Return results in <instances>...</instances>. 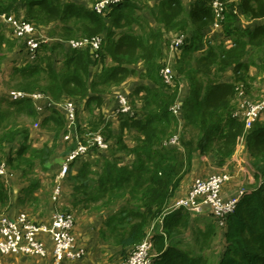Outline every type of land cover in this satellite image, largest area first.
I'll return each mask as SVG.
<instances>
[{"label": "trees", "instance_id": "16d2710c", "mask_svg": "<svg viewBox=\"0 0 264 264\" xmlns=\"http://www.w3.org/2000/svg\"><path fill=\"white\" fill-rule=\"evenodd\" d=\"M90 1L91 5L85 0H0V14L32 23L49 38L31 57L24 39L19 37V43L18 37L7 35L14 34L13 29L0 23V49L25 60L13 63L8 85L27 94L19 98L10 92L0 95V167L4 164L6 169L0 174V211L11 207L5 180L8 172L27 176L38 165L44 171L50 166L56 141L36 149L30 143V128L23 123L27 118L39 119L37 102L30 95L40 92L47 97L44 106L50 110L46 114L44 109L40 125L55 132L54 138L66 135L68 118L52 104L73 101L81 140L88 143L99 134L107 143L106 148L95 143L69 163L62 183L68 180L71 191L56 202L65 212L82 207L103 219L100 234L122 248L121 260L154 225L151 264H209L206 251L217 249V236L221 251L211 264H264V110L248 130L245 119L235 115L239 89L252 103L264 100V75L250 74L257 56L264 71V24L252 30L226 26L234 40L227 45L212 42L204 34L216 21L210 0H194L188 12L184 0H159L150 8L157 27L138 13V4L144 0H122L102 12L93 8L98 0ZM240 7L249 18H264V0H241ZM189 31L194 38L175 51L173 78L166 83L161 72L171 40L166 34L185 36ZM82 37H100V48L92 52L89 47L69 45L70 40ZM4 58L1 54L0 61ZM140 61L143 70L138 72L132 64ZM96 66L100 71H93ZM131 75L150 80L154 86L133 89L131 108L120 114L115 131L94 108L103 102V94ZM184 86L187 93L182 95ZM256 86L258 93L254 94ZM83 101L85 110L91 111L84 124L80 121ZM175 135L180 145L168 146ZM242 140L258 185L245 192L224 225L209 214H193L184 208L168 211L196 155L215 154L224 161ZM71 145L68 154L76 142ZM77 162L81 164L74 172ZM39 185L34 178L23 192L29 195Z\"/></svg>", "mask_w": 264, "mask_h": 264}, {"label": "built area", "instance_id": "2783aa9c", "mask_svg": "<svg viewBox=\"0 0 264 264\" xmlns=\"http://www.w3.org/2000/svg\"><path fill=\"white\" fill-rule=\"evenodd\" d=\"M122 0H98L94 3L93 8L97 12H102L111 4L121 2ZM210 5L214 9L216 21L214 25L221 27V22L225 18V6L221 0H210ZM9 25L17 37H21L27 44L28 50L31 52V57H34L36 50L40 43L48 41L49 38L29 22L18 20L14 15L0 14V23ZM102 39L95 38H81L69 41L72 48L84 49L91 48L92 52L97 51L101 46ZM185 42L184 35H178L171 40V48L173 50L179 49ZM162 76L166 83H170L173 78V69L170 65H166L162 69ZM13 98L27 96L22 91L13 90L10 92ZM239 107L235 111L236 116H241L245 119L246 129L252 127L253 123L258 119L264 110V100L252 103L244 94V91L239 89ZM32 99L37 102V109L40 114L45 109L42 101L46 100L43 93L36 92L30 95ZM41 104H40V103ZM124 111H129L130 108L126 104L124 97H121ZM49 104V103H48ZM180 104L175 105V112H179ZM68 118L67 133L64 139L69 142H76V147L69 154L67 160L62 165L59 173V178L62 179L68 173L69 163L86 154L90 146L97 143L102 148L107 147V143L99 134L92 136L85 143L76 129V106L73 101H68L62 105ZM39 127L40 120L36 123ZM168 145L179 146V136L175 135L168 142ZM6 173L5 166L0 167V174ZM232 175L230 173H212L208 177L196 178L188 193L176 199L168 208V211H173L178 208H184L193 214H209L212 215L219 225H224L227 216L234 212L238 202L248 190L241 187L238 191L230 196L223 194L224 185L230 181ZM60 183L55 188L53 199L58 201L60 195ZM162 223V219L159 221ZM75 218L72 213L65 211H55L47 223H37L26 213H20L16 218H11L7 215L0 214V264H3L1 258L8 255H33L39 257H46L50 253L54 258L56 264L65 263L82 257L83 250L77 249V239L74 235ZM154 225L150 229L147 237L139 243L130 252L126 259L120 260L116 264H151L152 251L154 242L152 239V231ZM162 231V226L160 227ZM51 245V251L49 250Z\"/></svg>", "mask_w": 264, "mask_h": 264}, {"label": "crops", "instance_id": "0c3cea01", "mask_svg": "<svg viewBox=\"0 0 264 264\" xmlns=\"http://www.w3.org/2000/svg\"><path fill=\"white\" fill-rule=\"evenodd\" d=\"M158 1L159 0H156V1L147 0V2H146L144 0L138 4V6L140 8V9H138V13L140 15L146 17L150 21V24L155 26V27L158 26V23L151 17L150 8L153 7L155 5V3ZM85 2H87L89 5H91L92 1L85 0ZM193 2H194V0H184L187 12L190 10ZM228 2H226L225 18L224 19H226V13L227 14L230 13L233 17H235L234 18L235 25H233V29H235V30H243V29L252 30L256 26L264 24V18L253 19V18H249L248 16H246L244 14L242 8L240 7L241 0H229ZM134 29L138 33L139 32L141 33V31H142V29L139 26H135ZM204 33H206V36L212 42L220 40V41H225L227 45H230L234 41L233 36L227 34L225 24H223L221 27H216L213 23L209 28L205 29ZM169 50H170L171 54L168 51V57L167 58H169L170 59L169 61H171V58H172L171 55L173 56L175 54V50H173L170 47H169ZM260 63H261V60H260L259 56H257L255 58L254 64L250 68V74L251 75H256L259 77L264 75V71L259 68ZM132 67L137 69L138 72H141L143 70V64L141 61L138 62L137 64H132ZM98 68L99 67L96 66L92 69L94 72L100 71V69H98ZM257 69H259L260 71ZM143 84L154 86L153 82L150 80H143L140 78L139 75H131L122 84L112 86V88L109 92L102 95L103 100H104L103 102L106 104V105L104 104V106H103L104 112H102V113H103L105 119L112 123V127L115 131L119 130V125H120V120H121L120 114L123 112H126V111L122 110L123 104L121 103V97H124L126 104H127V101L130 103L131 99H132L131 93H132L133 89L136 86L143 85ZM186 93H187V88H186V86H184L182 88V95H185ZM43 104L46 105V103H43ZM139 104L140 103H138V105ZM53 106L60 108V110L62 108L61 104H57V103L54 104ZM80 107H81L82 113L85 114L86 111H88V110H85V102L84 101L80 103ZM49 113H50V110L48 109L46 111V114H49ZM59 141H58V143H59ZM243 143L245 144V142H243ZM243 143L238 145V148L235 150L233 155L226 158L224 161H221L220 157L219 156L217 157L215 154H211L209 156L196 155V157L193 160L192 170L181 181V184L176 191V195L174 196L173 201H175L178 198L185 196L188 193L193 181L196 178L203 177L200 175H195L199 171L198 168L200 166L199 165L200 162H202L203 165H205L206 162L208 161L210 165L215 166L214 168H211L212 169L211 172L207 173L208 175H210L212 173H230L232 175L231 180L229 182H227L223 187V194L225 196H230V195L236 193L238 191V189L241 187H245L248 190L252 189L254 187L255 183H257V180L254 176L253 168L250 164L249 155H248V152L246 149V144L244 145ZM80 164H81L80 162L76 163L74 170H73L74 172H76L79 169ZM50 165H51V163H50ZM7 176H9V174L6 175L5 180H6V182H9L8 181L9 179H7ZM68 188H69V192H70L71 186L69 185ZM23 191L24 190H22L21 193ZM23 198H24V196H23ZM19 199L21 200V198H19ZM14 205L15 204H12L8 211H11V209L14 207ZM0 214L7 215L11 218H16L19 213L16 215H12V214H6L3 212H0ZM95 217L97 218V220H96V225H94L93 228L97 229L98 232H95L97 234L93 235L94 231H92L91 232L92 234H90V239H87V238L85 239L84 237L81 238L80 235H78V239H80V242H78V240H77V244L79 243V245L81 247L86 249V251H87V252L85 251L86 255L83 258L78 259L76 261H68V262L66 261L65 263H61V264H96V263H94V260L86 261V259L88 258V256L90 258L91 254H97V250H98L99 254L96 257L100 261L102 260L105 262L106 260L103 257L106 254L105 247H108L109 252H113L112 256L117 254V252H119L118 258L121 259L123 257L122 248L120 246H115V245L110 244L109 242H106V240L101 236L100 229L103 225V221H102L103 219L98 218L97 216H95ZM31 219H32V221L37 222V221H35V219H33V218H31ZM37 223H43V222H37ZM75 236L77 239V235H75ZM93 237L97 240L94 244L91 241V238H93ZM49 250L50 251L52 250L51 245H49ZM106 259H107V257H106ZM1 260H2L3 264L4 263L5 264H56L51 253L46 257H39V256H33V255H23V254L8 255V256L2 257ZM118 261H116L114 264H116Z\"/></svg>", "mask_w": 264, "mask_h": 264}, {"label": "rangeland", "instance_id": "374dc122", "mask_svg": "<svg viewBox=\"0 0 264 264\" xmlns=\"http://www.w3.org/2000/svg\"><path fill=\"white\" fill-rule=\"evenodd\" d=\"M223 3L225 6V9H226V2H223ZM231 16L232 15L229 13L226 16V19H223L224 24L227 27H230V26L233 27V25H235L234 19L229 18ZM204 34L206 36V33H204ZM7 35L17 37L15 34H13L11 32H8ZM176 36H178V34H175V33L168 34V35L166 34V37H170L171 40ZM82 38H85V37H82ZM191 38H194V34L192 33V31H189V33L187 35H185V42L190 41ZM79 39H81V38H79ZM18 40H19V43L22 44V39L19 38ZM72 40H74V39H72ZM171 40H170V46H169L170 48H171ZM201 45L204 46L203 44H201ZM2 46L5 48L4 44ZM169 52H170V50H169ZM5 53H7V52H4L0 49V55L3 54L5 56V58L1 59V61H0V95H7L9 92L15 90L13 88L10 89V87H9L10 84L8 85V81L10 80L11 75H12V67L14 65L13 63L15 61H18L19 63H21V61L22 62L25 61L23 56L22 55L20 56V54L16 55V53L15 54L9 53L8 55H5ZM170 54H171V52H170ZM167 57H168V55H167ZM171 57H172L171 61H169L170 60L169 58H167L168 60L166 59V61H167L166 65H170V67L172 68L174 65V55L173 56L171 55ZM257 70H259V69H257ZM227 76H229V75L227 74ZM254 88H255V89H253L254 94L258 93L257 86ZM34 103L36 104V102H34ZM43 103H47V101H44ZM43 103H42V105L44 106ZM63 104H64V102H61V106ZM104 104L105 103L102 102L101 105L100 104H99V106L96 105V107L94 108L95 112L98 115H100V114H102V112H104V109H103ZM49 105H51V104H49ZM127 105L129 106V108H131L128 101H127ZM52 106H53V104H52ZM58 109L60 110V108H58ZM45 110L47 111L48 109L45 107ZM61 110L63 111V108ZM90 112L91 111H86L85 114H82V116L80 118L81 119L80 121L82 122V124H84V122L87 119V117L89 116ZM41 119H42V114L39 115L38 120H41ZM38 120L33 121L32 119L27 118V119H25V121L23 123H24V125L29 126V128H30V143L36 149H42L46 143H48L50 146H52L54 141H56V148H55L54 154H53L51 161H50L51 165L49 166L48 170H46V171H44L42 169V167L40 165H38L35 168L34 173H32L31 175H27V176L20 175V172L15 171V170H13L11 173L8 172L9 176H7V179H9L8 180L9 182H7V183H8V187L10 189V197L12 200L11 205L12 204H15V205L11 209V211L1 210L0 212L6 213V214H12V215H16L18 213L19 214L20 213H26L30 218L35 219V221H37V222H43V223L47 222L48 223L50 221V218L52 217V213L54 211H58V210L65 211V210H67L63 207L61 209L59 206H57V202L53 199V196H54L56 186H58V183H60L59 184L60 195H61L60 198L68 197V193H69V188H68V184H67L68 180H66V182L63 184L62 179L59 178V173H60V170L62 168V165L64 164L63 161L65 160V158L67 159L69 156L67 151L69 150L70 146H72L71 145L72 143L67 144L66 141L63 140L62 137L64 136V134L59 139H56V137L54 138V136H53L55 132L51 133L48 129L46 130L45 128H42L41 125H39V127L36 126L35 123ZM247 130H248V128H247ZM58 140H60L59 143H58ZM241 143H243V140L241 141ZM16 148H18L17 145H16ZM94 160H95V158L92 159V161H94ZM199 165L201 167L199 166V168H198L199 171L195 175L203 176V178L208 177L209 175L207 173L211 172L212 171L211 168L215 167L214 165L213 166L210 165L208 161L206 162L205 165H203L202 162H200ZM96 168H97V166H95V169ZM34 178L39 179L40 185L29 195H27L24 192L21 193V191L24 189V187H28L29 185H31V181ZM257 185H258V182L255 183L254 187H256ZM23 196H24V198H23ZM19 198L23 199L24 201H22V200L19 201L18 200ZM64 202H65V200H64ZM72 214L74 215V218H75V226H74L73 232H74V235H77L78 242H80V239H78V235H80L81 238L84 237L85 239L86 238L90 239V234H92L91 233L92 231H94L93 235L97 234V233H95V232H98L97 229L93 228V226L96 225V220H97V218L95 217V216H97L96 214H93V213L87 211V209L86 210L83 209L82 207L76 208L75 210H73ZM94 237L91 238V241L93 244L97 241ZM219 243H220V238H219V236H217L216 237V243H215V245L218 246L217 249L216 248L213 250L209 249L206 251L207 252L206 256L209 258V264H211L215 261L214 256H216V254L218 256V253L221 251V246L219 245ZM76 248L83 250L82 257H80L78 259L83 258L86 255V252H87L86 249L81 247L79 245V243L76 245ZM105 249H106V254L103 256L106 260L105 262L102 260L100 261L96 257L99 254L98 250H97V254H91L90 258L88 256L86 261L94 260V263H96V264H114L116 261L121 260L120 258H118L119 252H117V254L112 256L113 252H109L108 247H105ZM106 257H107V259H106ZM78 259H75L72 261H76Z\"/></svg>", "mask_w": 264, "mask_h": 264}]
</instances>
